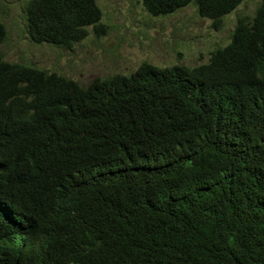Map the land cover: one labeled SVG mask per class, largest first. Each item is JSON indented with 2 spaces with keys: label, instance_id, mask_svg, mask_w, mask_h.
<instances>
[{
  "label": "trees",
  "instance_id": "obj_1",
  "mask_svg": "<svg viewBox=\"0 0 264 264\" xmlns=\"http://www.w3.org/2000/svg\"><path fill=\"white\" fill-rule=\"evenodd\" d=\"M241 2L141 5L219 30ZM25 24L64 49L107 30L96 0H28ZM0 264H264V0L192 67L83 87L0 56Z\"/></svg>",
  "mask_w": 264,
  "mask_h": 264
},
{
  "label": "rangeland",
  "instance_id": "obj_2",
  "mask_svg": "<svg viewBox=\"0 0 264 264\" xmlns=\"http://www.w3.org/2000/svg\"><path fill=\"white\" fill-rule=\"evenodd\" d=\"M27 1L0 0V23L6 33L0 56L7 62L54 72L83 87L96 77L129 74L142 62L157 67L205 63L213 49L228 43L237 18H251L259 3L242 0L222 18V27L213 30L209 20L198 17L192 4L173 14L153 17L144 11L141 0H96L106 33L97 37L88 27L82 41L64 49L29 39Z\"/></svg>",
  "mask_w": 264,
  "mask_h": 264
},
{
  "label": "clouds",
  "instance_id": "obj_3",
  "mask_svg": "<svg viewBox=\"0 0 264 264\" xmlns=\"http://www.w3.org/2000/svg\"><path fill=\"white\" fill-rule=\"evenodd\" d=\"M72 80V79H71ZM74 81V80H73ZM76 82V81H75Z\"/></svg>",
  "mask_w": 264,
  "mask_h": 264
}]
</instances>
